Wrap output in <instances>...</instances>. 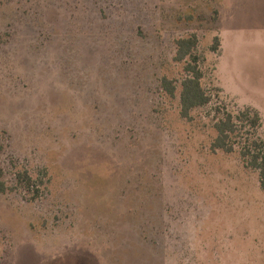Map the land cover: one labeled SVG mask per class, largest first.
<instances>
[{
  "label": "rangeland",
  "instance_id": "obj_1",
  "mask_svg": "<svg viewBox=\"0 0 264 264\" xmlns=\"http://www.w3.org/2000/svg\"><path fill=\"white\" fill-rule=\"evenodd\" d=\"M213 104L181 117L176 40ZM214 45H220L217 52ZM258 111L264 0H0V264H264V192L213 108Z\"/></svg>",
  "mask_w": 264,
  "mask_h": 264
},
{
  "label": "trees",
  "instance_id": "obj_2",
  "mask_svg": "<svg viewBox=\"0 0 264 264\" xmlns=\"http://www.w3.org/2000/svg\"><path fill=\"white\" fill-rule=\"evenodd\" d=\"M176 56L174 62L183 65L182 79L164 77L161 81L164 93L177 98L181 88L180 106L181 117L184 120L192 119V113L210 107L217 98L204 86L205 72L203 65L206 59L199 53L200 41L193 34L186 38L176 40ZM220 45H214L217 52ZM214 129L217 133L212 143L213 152L222 151L233 154L240 148V156L246 166L260 175V185L264 192V138L258 132L262 127V117L254 109L246 108L238 114L230 112L224 105L217 104L213 108ZM19 193L33 201L42 196V189L31 174L24 170L15 175L14 185L5 180V173L0 166V194Z\"/></svg>",
  "mask_w": 264,
  "mask_h": 264
}]
</instances>
